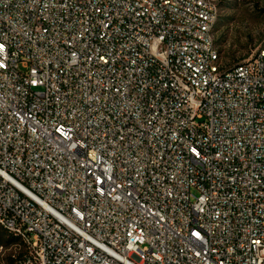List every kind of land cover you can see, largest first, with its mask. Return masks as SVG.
I'll return each mask as SVG.
<instances>
[{"label": "built area", "instance_id": "obj_1", "mask_svg": "<svg viewBox=\"0 0 264 264\" xmlns=\"http://www.w3.org/2000/svg\"><path fill=\"white\" fill-rule=\"evenodd\" d=\"M219 2L0 0L16 264H264V48L228 65Z\"/></svg>", "mask_w": 264, "mask_h": 264}, {"label": "rangeland", "instance_id": "obj_2", "mask_svg": "<svg viewBox=\"0 0 264 264\" xmlns=\"http://www.w3.org/2000/svg\"><path fill=\"white\" fill-rule=\"evenodd\" d=\"M216 44L228 65L264 48V0H220ZM1 244V243H0ZM20 247H0V264H16Z\"/></svg>", "mask_w": 264, "mask_h": 264}, {"label": "trees", "instance_id": "obj_3", "mask_svg": "<svg viewBox=\"0 0 264 264\" xmlns=\"http://www.w3.org/2000/svg\"><path fill=\"white\" fill-rule=\"evenodd\" d=\"M0 246L5 247L6 246H16V245H20V239L11 234L10 232H8L6 229H4L2 226H0ZM25 250L23 248L19 249L18 255H17V259L21 258L24 254Z\"/></svg>", "mask_w": 264, "mask_h": 264}]
</instances>
